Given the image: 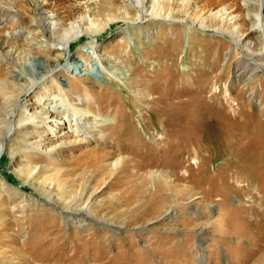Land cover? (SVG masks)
Returning a JSON list of instances; mask_svg holds the SVG:
<instances>
[{"label":"rangeland","instance_id":"obj_1","mask_svg":"<svg viewBox=\"0 0 264 264\" xmlns=\"http://www.w3.org/2000/svg\"><path fill=\"white\" fill-rule=\"evenodd\" d=\"M0 1V264H264V0ZM39 10L114 19L103 62L46 51Z\"/></svg>","mask_w":264,"mask_h":264},{"label":"bare ground","instance_id":"obj_2","mask_svg":"<svg viewBox=\"0 0 264 264\" xmlns=\"http://www.w3.org/2000/svg\"><path fill=\"white\" fill-rule=\"evenodd\" d=\"M9 2H13V6L12 7H15L17 4H20L21 8L23 9V11H25L26 13H29L31 15H33V10L28 8V6L26 7L27 3L26 2L27 0H8ZM31 1V0H30ZM37 1V0H36ZM1 2V1H0ZM33 2V1H32ZM35 2V1H34ZM44 2V1H43ZM135 2L137 3L136 6L139 7V11L138 14H139V18L143 19V14L145 11H148L149 8L147 7V4H146V0H135ZM253 4V1L252 2H247L248 5H252ZM26 4V5H25ZM104 4V3H102ZM40 5V4H39ZM47 5H50V3L46 4ZM88 5V4H87ZM45 6V5H44ZM1 5H0V9H1ZM11 7V6H10ZM40 7V6H39ZM87 7V6H86ZM125 7L127 8V14L131 13L130 10H133L132 9V6L129 4V5H125ZM45 9V8H44ZM89 9V8H88ZM22 11V12H23ZM21 12V13H22ZM8 17L11 16V20L9 18H6V21L7 20H10L11 22V26H14V27H18L20 25L21 22H19V20L23 21L24 19L22 17H19V13H16V11H14L13 9H9L8 10ZM149 14L152 16V18L154 19H171L172 17L175 16L174 14V11L173 10H166L163 5L160 6V7H156V8H152V10L149 12ZM90 15V14H89ZM132 15V14H131ZM253 16L255 17V21L257 22L256 23V26H258L259 28L261 29H264V12H261V11H257L255 10L253 12ZM2 17V14H1V11H0V18ZM26 18V17H25ZM36 18V19H35ZM82 18V17H81ZM87 18V17H86ZM123 18V17H122ZM128 18V17H127ZM98 19V18H97ZM34 20L38 21V26L41 27V33L43 34V36H45V40L47 41V43L49 42V45L47 47H44V49L46 51L50 50L54 45H52L53 43H57L59 44L58 48L62 49L63 50V58L65 57H71V54H72V51L73 49H77V47L79 46V44H82L84 43V41H87L88 39H90L89 41H91V44H92V49H94V54H95V59H97V62H103V59H102V56L101 54H98L97 51L95 50L96 47H97V43L100 41V39H98L99 35L101 34H105V33H108V31L110 29H113L115 26V23L111 24V22L114 21V19H111V22L109 21H106V22H101L99 21L98 24L94 25L96 26L97 28L95 29H91L88 30L86 28H83V25H82V21H79L77 23L73 22L71 24V27L69 28H66L64 27V24L62 21L58 20L55 16V14L53 13H50L49 14H45L42 12H38L37 16L34 17ZM93 22L94 20L91 19ZM96 20V19H95ZM109 20V19H108ZM86 21V20H85ZM124 20L120 21V23H123ZM132 21V20H131ZM142 21V20H141ZM204 21V20H203ZM24 22V21H23ZM88 22V21H87ZM125 22V21H124ZM36 23V24H37ZM92 24V23H91ZM136 24V23H135ZM203 26H209V25H206L205 22H202ZM31 25V24H30ZM34 24H32L31 26H29V31L31 33V39H35L36 36H35V33L34 31L32 30L33 29V26ZM37 26V25H36ZM3 27H5L4 25L0 26V34H1V31L3 30ZM118 27V26H117ZM220 29H223V25L219 26ZM119 28V27H118ZM225 28V27H224ZM63 29H65L64 32H61ZM224 30V29H223ZM107 35V34H106ZM241 39L238 40V43H241ZM90 44V45H91ZM26 45H29L30 49L32 48V43L31 41L27 42ZM0 49H1V46H0ZM29 49V48H28ZM74 49V50H75ZM247 50H249V47H246ZM21 50V49H20ZM29 54H31L30 50L27 51ZM7 53V52H6ZM10 53V52H9ZM25 53V54H24ZM23 54H21V52L19 51L18 54L16 56L13 55V61L15 62H21V59H27V55L26 52H24ZM261 53V52H260ZM11 54H13V51L11 52ZM10 54V55H11ZM23 57V58H22ZM62 60V59H61ZM23 64H20L19 67H22ZM63 65V63H62ZM259 65L263 66L264 67V62H262V60L259 62ZM22 75V73H21ZM19 75V76H21ZM11 77V80H12V75H9ZM13 81V80H12ZM25 93V91H22V93ZM15 106V105H14ZM56 109V108H55ZM20 110V109H19ZM57 110V109H56ZM12 111V110H11ZM15 111V110H14ZM18 111V109H17ZM16 112V111H15ZM15 112L12 111V115L14 116L15 115ZM9 117V124H10V127L8 129V132H11L13 130H17L19 127L22 128H27L28 127V124H30L29 122L31 121H27L26 119H22L20 118L18 121L13 119L12 116ZM12 118V119H11ZM190 120V118H189ZM166 123L168 124H173V125H177V127H179V125L183 124L184 123V118H178V117H173L171 119V121H166ZM10 135L11 134H7L6 135V138H10ZM7 141V140H6ZM6 147H7V142H3V144H1L0 146V161L3 160L1 159L4 154H6ZM5 160V159H4ZM119 161H116L115 164H118ZM4 163V161H3ZM114 166V165H113ZM6 168V167H5ZM21 172L23 173V170H21ZM20 172V173H21ZM21 176V174L19 175ZM29 174H28V177L29 178ZM7 180V179H6ZM7 183V182H6ZM161 189V188H160ZM158 193V192H157ZM26 197V196H25ZM27 198V197H26ZM72 209V208H71ZM74 210H70L68 212H70V215L72 216H75L76 215L73 213ZM82 214V213H81ZM228 214V213H227ZM95 215V214H94ZM231 215V214H229ZM74 219V218H73ZM78 219V218H77ZM91 219V218H90ZM97 219V218H96ZM221 219V217H220ZM222 224V223H221ZM211 225V224H210ZM205 230L204 229V226L201 228V230ZM95 237V235H94ZM103 241V240H102ZM136 244V243H135ZM122 249V248H120ZM129 249V248H128Z\"/></svg>","mask_w":264,"mask_h":264}]
</instances>
